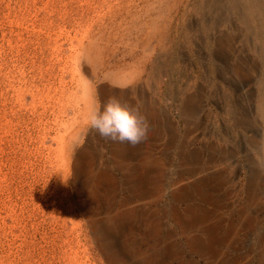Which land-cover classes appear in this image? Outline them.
<instances>
[{
  "label": "rangeland",
  "instance_id": "374dc122",
  "mask_svg": "<svg viewBox=\"0 0 264 264\" xmlns=\"http://www.w3.org/2000/svg\"><path fill=\"white\" fill-rule=\"evenodd\" d=\"M234 5L235 0H0V264L214 262L209 254L191 248L194 237L205 235L187 233L175 220L173 207L184 211L188 205L176 202L171 188L181 178L183 115L191 106L195 110L191 122L201 125L186 137L188 152L208 145L209 178L219 173L224 178L209 188L222 202L219 209L209 203L213 217L223 219L220 231L225 233L231 221L238 225L249 218L257 173L264 193L263 155L251 144L263 133L253 122L262 101L264 33L256 15L246 23L244 8ZM219 40L228 44L224 51L216 44ZM95 44L99 48L94 49ZM77 55L102 56L104 66L98 75L89 73L97 91L88 96L99 106L104 103L100 86L117 89L115 98L127 106L126 90L141 84L169 113L161 114L159 123L146 112L140 114L148 134L131 150L135 158L131 169L138 159L149 157L163 158L170 166L165 177L155 178L149 200L140 203L146 213L143 219H125L121 228L113 218L123 210L124 200L132 202L137 195L126 185L131 171L115 169L118 185L111 187L94 161L84 181L73 185L74 172L68 182L60 164L61 136L71 122H83L82 144L88 140L105 144L99 156L114 167L113 142L102 139L86 122L93 107L88 108L82 91L89 80L83 70L86 60L77 68ZM155 66L161 67L159 72H154ZM235 67L241 72L238 68L233 72ZM134 68L140 73L132 85L121 88L113 78L103 80L109 73L129 80ZM255 70L261 74L253 78ZM170 122L181 128L175 138L177 130ZM200 133L203 136L190 145ZM184 179L189 180L186 173ZM90 193L97 203L86 209L82 204ZM254 208L255 228L244 229L230 246L232 235L228 245L218 248L217 262L223 258L221 262L260 264L264 200ZM98 223L110 230L105 240L95 233ZM171 235L176 236L172 245Z\"/></svg>",
  "mask_w": 264,
  "mask_h": 264
},
{
  "label": "bare ground",
  "instance_id": "6f19581e",
  "mask_svg": "<svg viewBox=\"0 0 264 264\" xmlns=\"http://www.w3.org/2000/svg\"><path fill=\"white\" fill-rule=\"evenodd\" d=\"M241 7L244 8V10L241 11L243 21L246 23H251L254 18V15H256L258 17L257 19H259V21L261 22L260 28L262 32L264 33V0H235V5L233 6V8L236 9V8H241ZM132 26L134 27L133 24ZM129 28H131V26ZM150 37L153 38V35H151ZM93 41H98V40L96 39ZM90 44H93V42H91ZM216 44H218L220 49L223 51H224L223 48H226L225 45H228L227 43H224V42L222 43V41L220 42V40L216 41ZM96 45L97 44L94 45L95 46L93 47L94 49L99 48V46H96ZM145 52L147 53V50H145ZM77 57L78 58L76 59V62H75V66L77 68L80 64L79 62H81L82 59L86 60V63L83 65V70H84V73H88L86 74L87 75L86 77L89 80L88 82L83 83V90H82L83 95L88 97L86 99L87 101L86 104L89 109L90 107L99 106L97 101L95 103L94 99H91L88 96L90 91L96 90V87L94 86L93 82H91L89 73H91L90 70H92L93 74H95L96 76L98 75V70L104 66L102 65L103 63L102 56L98 55V58H96L95 56L93 57L86 56V58H83L82 55H77ZM160 68H158V66H155L154 72H159ZM237 68L238 67H235L233 72H235ZM238 72H241L239 68H238ZM139 73H140L139 70L137 68H134L133 72L130 74L131 76L129 80L128 79L126 80L117 79L112 76L113 73L107 74L105 76V79L103 80H107V79L112 80L113 78L112 81L116 86L124 88L127 85H132L133 83H135L137 79L139 78ZM258 73H260V71L255 70L253 78H255ZM249 76H253V75H249ZM142 77L144 78L145 76H142ZM246 81H249V80H246ZM259 85L263 89L262 101L260 102V106H259L260 115L256 118V121L254 120L255 122L253 123L257 124L259 126L258 128L263 130V133H262V137L260 135L258 136V138L257 136L256 138H252L251 144L255 146L257 149H259L263 155L262 163H261V166L263 167V169L261 170V173H262L264 171V80L261 81ZM98 92L100 94L102 102H106L109 98L117 97L119 94L117 89H107L104 86H100V89ZM125 94L127 95L125 99L127 101L126 102L127 106H130L133 109L138 110L140 114L142 112L148 113L151 121L153 122H158V123L163 122L161 114H165V113L166 115L169 114L165 107L163 108V106L162 107L159 106L161 104L160 102H158L155 98L148 96L147 85L140 84L137 87H132L131 89L129 88L126 90ZM205 96L206 95L204 94L203 98H206ZM158 107L161 110H158L157 109ZM186 109L184 110L185 114L183 115V119H185L186 121L184 140L187 142L186 137H189L191 134L193 135L194 133H196L198 131L197 126L201 124L197 122H191V119L195 115V110L193 109V107L188 106ZM168 118H170V115L168 116ZM168 122H169V119H168ZM170 123H171V125H169L170 128L172 130H177V132L176 133L174 132L173 134V137L175 138L180 134L181 128L180 127L178 128V126L176 125L178 123H175V122H170ZM82 125H83V122H71L70 126L61 136L60 143H59L60 144L59 157L61 161L60 164L62 168L67 172L66 176H67L68 182L70 181L72 177V172H74V180H73L74 184L73 185H76V183L82 179L84 181L86 174L92 168V163L94 161H98V164H100V168H101L100 172L104 174V176L107 178L106 179L107 184H109V186L111 187H115L118 185V179L115 173V169L122 170V171L130 170L131 171L130 173L132 175L130 179L126 181V185H128L130 189L136 192L137 194L136 199L135 198L133 199L137 201L131 200L132 202L130 201L125 202L124 200L123 210L120 209V212L116 213L117 215L113 218L115 222L114 221L113 222L115 223L117 228H121L122 221L125 219L132 218L133 220L134 218L135 220V219L140 218L142 220L143 217L146 215V213L143 209L144 206H142L140 203L142 201L143 203H145L146 200H149V197L152 195V192L155 191V187L153 186V182L155 178L158 179V178L165 177L169 171L170 164L166 162V160H164L163 158L149 157L143 160L138 159L139 162L137 161V164H135V166H133L131 169L133 161H135V158L131 157L130 155L132 149L125 147L126 146L125 144L113 142L112 158L114 160V167H112L110 166L108 161L105 162L101 160L99 156L101 148L102 147L107 148L105 144H102L101 142L94 144L92 140L91 141L88 140V142L85 145L82 144L83 137L86 136V134L82 130ZM160 133L158 132L157 135L160 136ZM201 136L203 135L200 133V134L195 135L194 138L190 137L191 139L193 138L192 140H190V145H195L196 141L199 140ZM87 137L89 139H92L90 138L91 136H87ZM186 142H184V144H181L182 150L179 153L180 154L179 157L181 158V164H180L181 178L177 182L174 183L171 190H172L173 199L178 203L187 204L188 209L183 211V210H180L178 206L173 207V213L175 216V220L179 223L183 231L187 233H194L196 231H201L205 235L203 238L201 236L194 237L193 240L191 241L190 246L192 249L195 250V252H198L201 254H209L208 257L214 260L212 264H235V262L232 263L231 260H229L228 263L223 262V261L221 262L223 258L220 260V262H217L218 261L217 257L221 255L219 253L218 248L224 245L225 246L228 245L227 243L230 241V238H232V235H234V237L231 243L229 242L230 243L229 245L233 246L235 242V238L242 235L244 229L251 230L252 228H255V226L257 225V222H258L256 220L257 210L254 207L257 208V206L260 205V203L264 200V193L261 191L262 185L260 184L262 176H260L257 173V175H254L256 178L252 180L253 181L252 186L254 190H253V194H251L252 204L248 208L249 215H250L249 218L247 219L245 218L241 220L238 225H236L234 221H231L230 226L228 228L226 227L225 233H223L220 231L221 225L224 226L222 217L220 215H217V217L216 216L213 217V213L209 212V203L213 202L214 207L217 209L221 208L222 206V202L217 198L215 200V197L211 193L212 190L209 191V188L211 184L213 185L214 183L222 184L221 181L222 179H224L223 175L222 173H219L218 175L214 177L211 176L212 178H209V146L208 145H205L204 148L202 147V149H198L196 152L190 153L188 152L189 146L186 144ZM102 158H105L104 154ZM198 158L199 160H193V159H198ZM73 165L75 168L73 167ZM228 165H229L228 163H225L224 166L227 167ZM184 173H186L189 176V180L184 179ZM96 177H98V175ZM89 196H91V198ZM89 196L87 197V199L85 198V202L82 204L83 207H85L86 209L93 207L94 205L92 206V204L97 203V201H95L96 198L94 197L93 193H90ZM243 209L244 208H242V210ZM160 220L163 222V218H161ZM209 221L212 224H209ZM150 227L152 226L149 225V228ZM155 229H157V227L154 228V230ZM108 230L109 228L106 227L104 224L98 223L97 230L95 231V233H97L100 238L103 237L105 240L109 236L110 230L109 231ZM156 235L158 236V234ZM168 238H169L168 240H170L169 242L170 245L176 242L175 235L168 236ZM262 240H263V237H261L260 242H258V247H259L258 253H259V258H260V264H264V243H262ZM164 243L165 242H163V244ZM172 247H175V246H172ZM161 251H164V250H161ZM169 251H171V249ZM164 255L165 256L163 257H168V252Z\"/></svg>",
  "mask_w": 264,
  "mask_h": 264
},
{
  "label": "clouds",
  "instance_id": "9594fccd",
  "mask_svg": "<svg viewBox=\"0 0 264 264\" xmlns=\"http://www.w3.org/2000/svg\"><path fill=\"white\" fill-rule=\"evenodd\" d=\"M86 122L102 139L126 144L129 149L143 143L148 134V125L139 111L115 97L93 107Z\"/></svg>",
  "mask_w": 264,
  "mask_h": 264
}]
</instances>
